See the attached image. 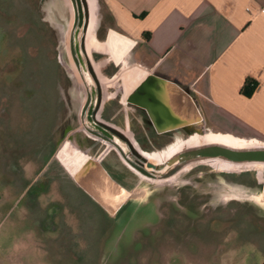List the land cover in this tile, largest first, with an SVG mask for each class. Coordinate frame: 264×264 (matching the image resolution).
Segmentation results:
<instances>
[{"label":"rangeland","instance_id":"rangeland-1","mask_svg":"<svg viewBox=\"0 0 264 264\" xmlns=\"http://www.w3.org/2000/svg\"><path fill=\"white\" fill-rule=\"evenodd\" d=\"M44 1L0 0V264H264V162L213 156L165 178L136 170L87 130L72 27L43 20ZM90 35L91 27L88 48ZM114 105H101L97 118L155 164L218 142L178 141L195 133L264 146L210 123L164 143L124 120L129 105Z\"/></svg>","mask_w":264,"mask_h":264},{"label":"crops","instance_id":"crops-1","mask_svg":"<svg viewBox=\"0 0 264 264\" xmlns=\"http://www.w3.org/2000/svg\"><path fill=\"white\" fill-rule=\"evenodd\" d=\"M87 1L86 49L102 83L99 109L129 105L126 122L171 140L192 123L264 139V0ZM68 6L45 0L43 20L70 27ZM247 78L257 82L251 96L240 92ZM192 139L228 141L211 133L178 141L190 146Z\"/></svg>","mask_w":264,"mask_h":264},{"label":"water","instance_id":"water-1","mask_svg":"<svg viewBox=\"0 0 264 264\" xmlns=\"http://www.w3.org/2000/svg\"><path fill=\"white\" fill-rule=\"evenodd\" d=\"M78 5V25L71 34V53L76 66L83 78L85 85L90 89L87 93V103L89 106L86 112L87 130L96 136L103 138L116 145L124 159L141 173L158 178H165L173 174L179 167L190 161H195L198 155L209 158L218 156L232 161H261L264 162V146L235 148L222 143H203L196 147H191L182 151V153L172 156L163 164L150 162L142 153L134 148L130 139L118 129L99 120L96 113L101 102V91L95 79V72L90 63L87 49L86 37L89 21V7L87 0H76ZM109 53H117L122 56L119 49L109 45H103ZM60 63H64L59 58ZM65 68V66H64Z\"/></svg>","mask_w":264,"mask_h":264},{"label":"flooded vegetation","instance_id":"flooded-vegetation-1","mask_svg":"<svg viewBox=\"0 0 264 264\" xmlns=\"http://www.w3.org/2000/svg\"><path fill=\"white\" fill-rule=\"evenodd\" d=\"M67 2H68V7H69V9H68V11L69 12H67L68 13V16H69V20H68V24L70 23L69 21H71L72 20V22H71V27H72V31L75 29V27L78 25V21H79V18H78V5H77V2H76V0H67ZM88 57H89V55H88ZM89 60H90V63H91V65H92V67H93V70H94V72H95V79H96V82H97V84H98V86H99V88H100V91H101V98H102V83L100 82V79H99V76H98V74H97V72H96V70H95V68H94V64L92 63V59H90V57H89ZM83 79V78H82ZM84 81V80H83ZM85 83V82H84ZM88 91L90 92V89L88 88ZM88 106H89V102L87 103V100L85 101V103L83 104V106H82V108H81V117L82 116H84L85 117V119H86V112H87V108H88ZM99 110V109H98ZM97 113H98V111H97ZM97 113H96V116H97ZM107 124V123H106ZM109 125V124H108ZM111 126V125H110ZM113 127V126H112ZM119 130V129H118ZM120 131V130H119ZM163 136H165V135H163ZM161 137L162 139H163V141L162 142H167V141H170L171 139L170 138H165V137ZM155 145H157V146H159V143H155ZM182 151H185V149L184 150H181V151H179L178 153H176V154H174V155H177V154H180V153H182ZM173 155V156H174ZM171 158V157H170ZM197 159L195 160V161H200V160H203V159H206V158H204V157H202V156H200V155H198L197 157H196ZM169 160V159H168ZM167 160V161H168ZM190 162H193V161H190ZM189 163V162H188ZM163 164V163H162ZM187 164V163H186Z\"/></svg>","mask_w":264,"mask_h":264},{"label":"trees","instance_id":"trees-1","mask_svg":"<svg viewBox=\"0 0 264 264\" xmlns=\"http://www.w3.org/2000/svg\"><path fill=\"white\" fill-rule=\"evenodd\" d=\"M256 87H257V82L251 78H247L245 79L240 89V92L245 96H251Z\"/></svg>","mask_w":264,"mask_h":264},{"label":"bare ground","instance_id":"bare-ground-1","mask_svg":"<svg viewBox=\"0 0 264 264\" xmlns=\"http://www.w3.org/2000/svg\"><path fill=\"white\" fill-rule=\"evenodd\" d=\"M83 120H84V123L86 124V119H85V117L83 116ZM252 146V145H251ZM254 146V145H253ZM255 146H257V145H255Z\"/></svg>","mask_w":264,"mask_h":264},{"label":"built area","instance_id":"built-area-1","mask_svg":"<svg viewBox=\"0 0 264 264\" xmlns=\"http://www.w3.org/2000/svg\"><path fill=\"white\" fill-rule=\"evenodd\" d=\"M248 11H250L249 9H247Z\"/></svg>","mask_w":264,"mask_h":264}]
</instances>
